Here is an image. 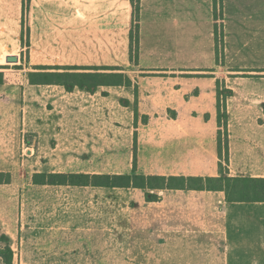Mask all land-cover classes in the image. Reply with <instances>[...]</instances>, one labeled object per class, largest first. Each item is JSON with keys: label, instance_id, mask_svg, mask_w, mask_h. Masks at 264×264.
I'll list each match as a JSON object with an SVG mask.
<instances>
[{"label": "crops", "instance_id": "crops-1", "mask_svg": "<svg viewBox=\"0 0 264 264\" xmlns=\"http://www.w3.org/2000/svg\"><path fill=\"white\" fill-rule=\"evenodd\" d=\"M23 1L0 0L1 174L9 173L10 163L42 158L26 135L46 140L54 154L56 148L98 147L100 140L122 147L127 132L138 175L264 178L263 6L225 13L219 43L213 0H139L135 65L130 0H30L28 48L21 42ZM24 48V68L7 75L12 65H22ZM26 66L34 74L117 68L130 82L67 91L35 77L31 82L20 74ZM219 133L227 143L222 157ZM93 188L135 192L134 205L123 213L131 228L144 229L145 251L160 249L163 260L264 264V202H227L223 191L177 189L149 190L160 197L149 202L142 189ZM104 213L99 207L97 218ZM80 241H58L57 250L82 252Z\"/></svg>", "mask_w": 264, "mask_h": 264}, {"label": "rangeland", "instance_id": "rangeland-1", "mask_svg": "<svg viewBox=\"0 0 264 264\" xmlns=\"http://www.w3.org/2000/svg\"><path fill=\"white\" fill-rule=\"evenodd\" d=\"M259 5L264 9V0H216L218 17L214 19V25L218 27L219 43L223 37L225 13L231 14L238 10L251 12ZM27 53L24 48L21 52L22 65L10 66L7 75L19 74L24 68ZM33 72L30 67L20 74ZM50 73H71L77 76L93 71L55 70ZM34 77L44 81L38 72ZM47 79L55 83L64 78ZM121 140L127 146L113 147L111 142L100 140L101 146L98 147L56 148L52 154L46 140L38 141V144L32 134L25 136L26 142L31 145L35 143L42 158L27 159L25 154V161L10 163L11 183L0 185V234L6 232L11 237L12 264H172L160 258L158 248H153L150 254L147 246L145 251V238L140 236L144 229L130 227L126 215L127 205L132 203L130 199L135 192H113L93 187L38 186L33 183V175L42 173L131 174L136 163L132 148L128 145L127 132L121 133ZM133 199H136L135 195ZM99 207L105 210L103 220L97 218ZM124 210L126 213H123ZM113 211L117 212V216L113 215ZM120 213L125 216L122 220L118 217ZM72 240H81L82 243L76 245L78 248L85 243L82 247L84 251L74 249L73 253H61L57 250L58 241ZM4 247L0 242V251Z\"/></svg>", "mask_w": 264, "mask_h": 264}, {"label": "trees", "instance_id": "trees-1", "mask_svg": "<svg viewBox=\"0 0 264 264\" xmlns=\"http://www.w3.org/2000/svg\"><path fill=\"white\" fill-rule=\"evenodd\" d=\"M214 1V19L217 20L215 10L216 0ZM132 6V28L130 31V61L135 65L138 59V11L139 0H130ZM30 6V0L23 1V34L21 36L22 45L28 48V27L26 25L27 13ZM216 42L218 41V27L214 25ZM44 77L43 82H49L45 78L58 77L63 80L54 84L63 86L67 91L74 87L95 92L98 86H118L128 85L130 80L122 73V69L112 68H63L61 70L74 71L86 70L93 73L83 75H73L71 73H50L49 68H42ZM59 70V69H56ZM43 74V75H42ZM30 81L34 82V73H29ZM76 78V79H74ZM113 78V80L109 79ZM68 79V80H67ZM74 79V80H73ZM81 79H85L83 81ZM40 81V80H39ZM0 83H2V74H0ZM225 95L226 93L223 92ZM227 153L226 140L222 142L220 133L218 136V154ZM221 168V165H220ZM12 176L10 173H0V185L10 184ZM33 183L38 186H70V187H102V188H137L145 191V198L149 202L159 201L160 197L149 192L154 189L169 190H216L223 191L227 202H245L255 203L264 202V178H231L221 175L218 178H193V177H159L143 176L135 172L124 175H88V174H66L49 173L34 174ZM0 242L5 245L4 250L0 251V258L4 264H12L13 251L11 249V238L6 235L0 236Z\"/></svg>", "mask_w": 264, "mask_h": 264}, {"label": "water", "instance_id": "water-1", "mask_svg": "<svg viewBox=\"0 0 264 264\" xmlns=\"http://www.w3.org/2000/svg\"><path fill=\"white\" fill-rule=\"evenodd\" d=\"M15 61H16L15 58H8V59H7V62H15Z\"/></svg>", "mask_w": 264, "mask_h": 264}]
</instances>
